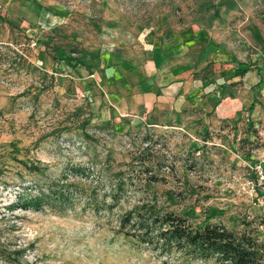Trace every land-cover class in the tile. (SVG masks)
Returning a JSON list of instances; mask_svg holds the SVG:
<instances>
[{"label":"rangeland","instance_id":"374dc122","mask_svg":"<svg viewBox=\"0 0 264 264\" xmlns=\"http://www.w3.org/2000/svg\"><path fill=\"white\" fill-rule=\"evenodd\" d=\"M0 8V264H214L158 256L118 232L120 203L155 202L233 230L250 222L264 240V192L246 183L248 165L264 161V0H0ZM191 25L218 52L200 72L213 80L209 106L234 95L244 107L225 118L203 107L171 111L159 124L118 129L86 71ZM247 71L261 81L242 93ZM76 167L93 204L84 194L49 197ZM39 190V208L20 205L19 194Z\"/></svg>","mask_w":264,"mask_h":264},{"label":"crops","instance_id":"0c3cea01","mask_svg":"<svg viewBox=\"0 0 264 264\" xmlns=\"http://www.w3.org/2000/svg\"><path fill=\"white\" fill-rule=\"evenodd\" d=\"M217 55L205 32L191 25L176 32L170 41H149L115 51L112 59L109 56L110 60L86 71V77L98 87L100 99L117 120L118 129L127 121L149 120L156 125L162 114L173 111L180 115L201 107L212 111V116L225 118L239 112L244 102L225 95L209 106L213 80H203L200 72ZM241 79L242 93L261 81L260 75L251 71ZM235 81L233 77L230 83ZM215 92L218 95L220 87ZM250 104L247 100L246 107Z\"/></svg>","mask_w":264,"mask_h":264},{"label":"trees","instance_id":"16d2710c","mask_svg":"<svg viewBox=\"0 0 264 264\" xmlns=\"http://www.w3.org/2000/svg\"><path fill=\"white\" fill-rule=\"evenodd\" d=\"M253 103L254 100L249 108L253 107ZM29 168L32 171H41L38 166ZM81 169L83 168L67 169L62 175L63 178L54 185L49 197L59 203L70 200L73 195L84 194L87 204L95 203L96 199L92 195L94 190H91V194L85 189L87 183L82 182V177L86 176V171L79 172ZM78 172L80 177L77 176ZM144 173L148 174L145 176L147 182L156 181L157 178L150 170H145ZM69 178L75 180L71 182ZM123 184L121 182L112 187L110 198L113 201H117L118 191L123 190ZM19 197L22 207L37 209L42 205V198L46 196L39 190L36 194H19ZM113 205L115 204H108V208L112 209ZM116 205L119 209L117 231L133 238L158 256L179 253L188 260H212L214 264H264V240L258 237L256 227H252L250 222L243 224L238 230H233L221 223H211L208 217L193 221L186 214L164 209L155 202Z\"/></svg>","mask_w":264,"mask_h":264},{"label":"built area","instance_id":"2783aa9c","mask_svg":"<svg viewBox=\"0 0 264 264\" xmlns=\"http://www.w3.org/2000/svg\"><path fill=\"white\" fill-rule=\"evenodd\" d=\"M248 166L252 173V178L246 182L248 187L252 192L257 189L264 192V161H258Z\"/></svg>","mask_w":264,"mask_h":264}]
</instances>
